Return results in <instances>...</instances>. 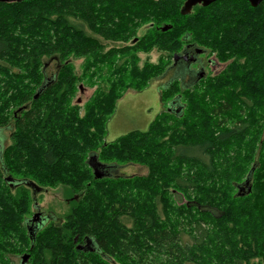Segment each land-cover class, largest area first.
<instances>
[{"label":"trees","instance_id":"16d2710c","mask_svg":"<svg viewBox=\"0 0 264 264\" xmlns=\"http://www.w3.org/2000/svg\"><path fill=\"white\" fill-rule=\"evenodd\" d=\"M184 1L0 2V264H264V1ZM183 43L228 68L200 91L172 80L179 112L105 143L122 94L167 71L137 54ZM82 83L95 90L80 106ZM90 156L146 174L96 179ZM31 187H62L67 207L32 238Z\"/></svg>","mask_w":264,"mask_h":264},{"label":"rangeland","instance_id":"374dc122","mask_svg":"<svg viewBox=\"0 0 264 264\" xmlns=\"http://www.w3.org/2000/svg\"><path fill=\"white\" fill-rule=\"evenodd\" d=\"M191 12L192 10H190V13ZM147 27L148 26L140 27L137 32V38L142 36L147 30ZM185 45L186 44L183 43L180 50ZM201 51L204 52V55H201L200 58L204 62L205 77L198 83H194L195 85H198V91L202 89V84H205L206 79L220 75L229 66V60L220 61L217 60L215 54L211 53L209 50ZM171 54L173 55V53ZM168 55L169 54L165 52L157 51L155 49L147 53L137 54L139 67H142L145 62L152 65L164 64L167 67V71L163 76L156 77L152 79L151 82H148V85L141 91L137 92L128 90L122 94L121 98L116 102L112 116L107 121L106 135L104 138L105 143L114 142L119 137L130 132L146 131L150 122L154 121L159 116L167 114L168 108L175 113L179 112L178 110L181 108L179 102L169 103L176 96V90L172 89L170 93H163V91L169 87L170 82L178 78L174 73V70L172 71L168 68L172 63V57H169ZM83 62L84 59L72 60L77 72H80ZM208 62H211V65L208 64ZM44 63H46L44 73L46 77L51 78L56 71V63L49 60H45ZM183 81H180L182 87L187 88L190 86L188 83H183ZM94 90L95 89L90 87L89 84L82 83L80 85V90L75 97L76 103L80 106L83 105L92 96ZM186 100L187 96H183L181 98V103L185 104ZM166 122L172 123L171 119H166ZM0 134V146L4 147L8 144L9 131L3 130ZM2 137H4L3 140ZM145 174L146 169L136 165L111 166L109 169V176L111 177L143 176ZM32 194L31 197L35 200V205L33 209H31L30 217L33 213H40L41 216L48 217L49 222L58 223L59 220L62 219L63 214L67 210V207L64 204V191L62 187L38 189L37 191L32 190ZM20 259L21 256H10L12 264H21Z\"/></svg>","mask_w":264,"mask_h":264},{"label":"flooded vegetation","instance_id":"af4514ba","mask_svg":"<svg viewBox=\"0 0 264 264\" xmlns=\"http://www.w3.org/2000/svg\"><path fill=\"white\" fill-rule=\"evenodd\" d=\"M201 55H204V52L198 48H194L193 46L186 44L180 51L173 53L172 63L168 68L172 71L174 70V73L178 76L177 79L179 81L182 82L184 80L183 83H188L190 86H192L194 83H198L205 77V66L204 62L200 58ZM208 64L211 65V62H208ZM3 139L4 137H2V140ZM109 167L110 166H106L105 172L107 174H109ZM34 214H38V217L35 219L36 222H32ZM48 223V217H43L40 213H33L25 223V227L30 235V238H32L39 229ZM85 246L90 247L89 241L85 240ZM80 247L82 248V246Z\"/></svg>","mask_w":264,"mask_h":264},{"label":"water","instance_id":"95a60500","mask_svg":"<svg viewBox=\"0 0 264 264\" xmlns=\"http://www.w3.org/2000/svg\"><path fill=\"white\" fill-rule=\"evenodd\" d=\"M13 1H20V0H13ZM217 0H185L182 11L183 12H189L194 6L196 5H201L202 7H207L209 5H211L212 3L216 2ZM247 1L251 7H257L261 2H263L264 0H245ZM0 2H11L9 0H0ZM169 27H163L161 29L162 32H165L166 30H168ZM170 108H168L169 110ZM92 174L94 176V178L96 179H102L104 177H108L109 174H107L105 172L106 170V165L101 164L100 162H98L96 160V158L94 156H90L88 161H87ZM111 168V166L109 167ZM7 182H11V179L8 177L6 178ZM33 190H38L35 187H31ZM35 188V189H34ZM241 190V189H239ZM38 217V214H34L33 218H32V222H36V218ZM90 243V242H89ZM77 249H82L80 246H77ZM21 264H26L28 261V255L24 254L21 256Z\"/></svg>","mask_w":264,"mask_h":264},{"label":"crops","instance_id":"0c3cea01","mask_svg":"<svg viewBox=\"0 0 264 264\" xmlns=\"http://www.w3.org/2000/svg\"><path fill=\"white\" fill-rule=\"evenodd\" d=\"M151 123V122H150Z\"/></svg>","mask_w":264,"mask_h":264}]
</instances>
